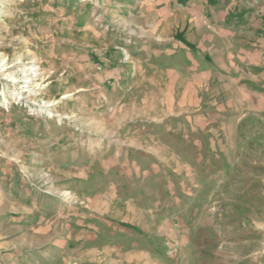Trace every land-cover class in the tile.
<instances>
[{
	"label": "rangeland",
	"instance_id": "1",
	"mask_svg": "<svg viewBox=\"0 0 264 264\" xmlns=\"http://www.w3.org/2000/svg\"><path fill=\"white\" fill-rule=\"evenodd\" d=\"M135 2L0 0V264L146 243L162 264H264V107L207 134L156 121L170 63Z\"/></svg>",
	"mask_w": 264,
	"mask_h": 264
},
{
	"label": "crops",
	"instance_id": "2",
	"mask_svg": "<svg viewBox=\"0 0 264 264\" xmlns=\"http://www.w3.org/2000/svg\"><path fill=\"white\" fill-rule=\"evenodd\" d=\"M135 4L138 19L144 17L153 26L147 36L156 41L157 54L170 63L158 68L161 75L155 80L165 92L159 96L156 121L183 119L207 134L215 117L239 120L246 111L263 109L264 0H136ZM60 245H66L65 239ZM145 246L106 250L104 264H162Z\"/></svg>",
	"mask_w": 264,
	"mask_h": 264
},
{
	"label": "bare ground",
	"instance_id": "3",
	"mask_svg": "<svg viewBox=\"0 0 264 264\" xmlns=\"http://www.w3.org/2000/svg\"><path fill=\"white\" fill-rule=\"evenodd\" d=\"M0 68H3V70H6L7 69V67L6 66H4V64L0 67ZM26 71V70H25ZM14 74V73H13ZM12 73H9L8 74V76L10 77V81H12V82H17V77H15L14 75H13Z\"/></svg>",
	"mask_w": 264,
	"mask_h": 264
}]
</instances>
